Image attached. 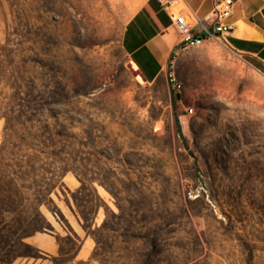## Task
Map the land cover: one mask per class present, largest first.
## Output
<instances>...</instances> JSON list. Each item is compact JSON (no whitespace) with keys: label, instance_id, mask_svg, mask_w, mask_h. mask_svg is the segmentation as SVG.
<instances>
[{"label":"rangeland","instance_id":"rangeland-1","mask_svg":"<svg viewBox=\"0 0 264 264\" xmlns=\"http://www.w3.org/2000/svg\"><path fill=\"white\" fill-rule=\"evenodd\" d=\"M132 4L0 0V213L17 197L0 247L59 245L14 264H264V70L212 40L147 83L121 47Z\"/></svg>","mask_w":264,"mask_h":264},{"label":"crops","instance_id":"crops-1","mask_svg":"<svg viewBox=\"0 0 264 264\" xmlns=\"http://www.w3.org/2000/svg\"><path fill=\"white\" fill-rule=\"evenodd\" d=\"M131 1L137 9L124 27L121 47L130 70L147 83H157L167 76L172 60L183 52L181 38L170 12L157 0ZM236 1V10L227 21L231 31L223 38L234 53L256 70L263 71L264 0ZM216 3L217 0H182L181 6L190 20L204 21ZM29 244L50 254L60 250L57 241L46 234L32 236ZM90 253L89 241L85 238L77 258L87 259Z\"/></svg>","mask_w":264,"mask_h":264},{"label":"built area","instance_id":"built-area-1","mask_svg":"<svg viewBox=\"0 0 264 264\" xmlns=\"http://www.w3.org/2000/svg\"><path fill=\"white\" fill-rule=\"evenodd\" d=\"M157 1L166 11L170 12L175 28L181 38L182 51H187V48L201 47L212 40H221L229 47L223 36L231 31L227 21L236 10V0H217L214 10L204 21L190 20L183 13L182 0ZM171 81L175 83L178 90L181 89V85L176 83V79L172 78Z\"/></svg>","mask_w":264,"mask_h":264},{"label":"trees","instance_id":"trees-1","mask_svg":"<svg viewBox=\"0 0 264 264\" xmlns=\"http://www.w3.org/2000/svg\"><path fill=\"white\" fill-rule=\"evenodd\" d=\"M6 150L4 149V147L0 148V165L2 167V163L5 160L4 157L6 156ZM8 160V159H7ZM12 162H14V160H11ZM14 173H12V176H16L14 178V180L18 181L17 179V175H13ZM5 175L3 173H1V168H0V185L2 183H5ZM15 182V181H13ZM47 190L44 192L46 193ZM9 198V197H8ZM9 200V199H7ZM7 200L4 199L3 202H6L7 205H5V208L9 209V210H4L3 213H0V228H2L3 226H8V224L5 221L6 215L8 213H10L11 208L10 207L13 203L17 202V197L16 195H12L10 197V201L7 202ZM26 201H28L29 199H25ZM12 201V202H11ZM2 202V203H3ZM38 212L40 214V216H42V218L45 219V217L43 216V214L41 213L40 207L38 208ZM15 240H10L7 243L6 248H2L0 247V264H14L15 261L19 258H31L32 255L29 253H24L23 249H35L32 245L24 243L23 238L22 237H17V235L14 236ZM10 249L9 251H7V249Z\"/></svg>","mask_w":264,"mask_h":264},{"label":"bare ground","instance_id":"bare-ground-1","mask_svg":"<svg viewBox=\"0 0 264 264\" xmlns=\"http://www.w3.org/2000/svg\"><path fill=\"white\" fill-rule=\"evenodd\" d=\"M189 49H192V48H187V51H188Z\"/></svg>","mask_w":264,"mask_h":264}]
</instances>
